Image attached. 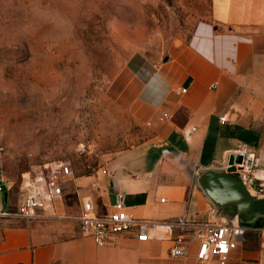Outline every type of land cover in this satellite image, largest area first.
Masks as SVG:
<instances>
[{
  "label": "crops",
  "instance_id": "crops-1",
  "mask_svg": "<svg viewBox=\"0 0 264 264\" xmlns=\"http://www.w3.org/2000/svg\"><path fill=\"white\" fill-rule=\"evenodd\" d=\"M128 89L151 137L107 164L96 193H79L73 216L63 198L38 221L0 217V264H219L197 261L195 247L180 259L168 250L182 233L179 219L205 222L214 212L242 224L237 203L248 195L264 199L255 193L264 185V0L223 2L161 63L135 71ZM239 149L255 157L249 186L226 173ZM0 186V212L19 207L18 186L2 179ZM117 193L128 213L150 223L149 241L131 232L98 247L82 235L75 220L80 202L90 197L105 215ZM248 223L225 264H264V215Z\"/></svg>",
  "mask_w": 264,
  "mask_h": 264
},
{
  "label": "rangeland",
  "instance_id": "rangeland-1",
  "mask_svg": "<svg viewBox=\"0 0 264 264\" xmlns=\"http://www.w3.org/2000/svg\"><path fill=\"white\" fill-rule=\"evenodd\" d=\"M225 1L0 0V179L16 187L42 163L67 162L64 202L78 213L79 193H96L107 164L151 137L132 74Z\"/></svg>",
  "mask_w": 264,
  "mask_h": 264
},
{
  "label": "built area",
  "instance_id": "built-area-1",
  "mask_svg": "<svg viewBox=\"0 0 264 264\" xmlns=\"http://www.w3.org/2000/svg\"><path fill=\"white\" fill-rule=\"evenodd\" d=\"M181 92L185 93V90ZM219 121L222 123L225 119L220 117ZM232 155L242 157L241 164L234 165L235 173L240 176L244 185L253 184L254 154L247 149H239ZM73 178V171L67 162L52 161L38 165L21 175L18 186L22 195L20 206L0 212V217L31 222L49 216V212L54 213L55 203L63 200L64 189ZM255 193H264V185L258 184ZM75 220L82 235L90 238L98 247L110 245L117 236L131 232L135 233L136 239L140 242H147L152 238L150 223L128 213L123 197L119 193L115 196L112 211L105 215H98L92 199L85 197L80 202V213ZM175 227L182 233L171 240L169 258H183L192 247H195L197 261L215 259L219 264L226 263L229 255L243 241L248 230L238 222L220 220L214 212L205 222L186 221L181 218L176 222Z\"/></svg>",
  "mask_w": 264,
  "mask_h": 264
},
{
  "label": "water",
  "instance_id": "water-1",
  "mask_svg": "<svg viewBox=\"0 0 264 264\" xmlns=\"http://www.w3.org/2000/svg\"><path fill=\"white\" fill-rule=\"evenodd\" d=\"M242 157L240 155H231L229 157L226 173L236 174L235 173V164H241ZM226 173L219 174V176L226 175ZM240 183L245 186L238 174H236ZM4 199H6V195H4ZM235 214L243 221L242 225L247 229L250 228V224L248 223L250 220L257 216L264 215V199H257L255 196L248 195L245 201H240L237 203ZM231 220V218H230Z\"/></svg>",
  "mask_w": 264,
  "mask_h": 264
}]
</instances>
